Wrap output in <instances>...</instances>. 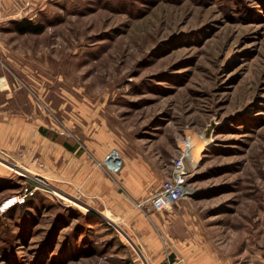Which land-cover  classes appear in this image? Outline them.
Listing matches in <instances>:
<instances>
[{"label":"rangeland","instance_id":"obj_1","mask_svg":"<svg viewBox=\"0 0 264 264\" xmlns=\"http://www.w3.org/2000/svg\"><path fill=\"white\" fill-rule=\"evenodd\" d=\"M115 150L151 196L185 156L167 228ZM165 263L264 264V0H0V264Z\"/></svg>","mask_w":264,"mask_h":264},{"label":"built area","instance_id":"obj_2","mask_svg":"<svg viewBox=\"0 0 264 264\" xmlns=\"http://www.w3.org/2000/svg\"><path fill=\"white\" fill-rule=\"evenodd\" d=\"M117 155V158L115 157ZM106 168L113 171H120L122 168V159L118 151H112L105 160ZM188 172L185 165V156L182 155L176 159L172 166V172L169 179L164 181L159 190L153 194L147 201L138 204L146 216L150 217L152 212H161L173 209L175 205L186 195V181ZM14 199V198H13ZM9 199L6 208L17 202V198Z\"/></svg>","mask_w":264,"mask_h":264},{"label":"crops","instance_id":"obj_3","mask_svg":"<svg viewBox=\"0 0 264 264\" xmlns=\"http://www.w3.org/2000/svg\"><path fill=\"white\" fill-rule=\"evenodd\" d=\"M8 87H9V82H7L5 80V86H4L3 90L6 93H8L10 91V90H8ZM10 97H11V95H10ZM7 115H9V114H7V113L4 114V116H7ZM28 126H29L28 123L24 124V127H28ZM4 127H8V125L6 123H4ZM67 142H68L69 146L74 147V150H67V151H69L70 154L76 155L78 152V148L73 146L71 143H69V141H67ZM121 159H122V168H121L120 172L122 173L121 177L123 180V184L126 186V188H128V190H130V192H132V194H134L133 196L135 198H137L140 201H145L151 195H149L148 192L144 191L145 180H144L142 173L140 174L141 166H140V164H137V163H141L140 160L137 162V160L134 161L130 157L128 159L125 157V161H124V158L122 155H121ZM125 162H126V166L124 167ZM161 185H160V187H161ZM159 188H158V190H159ZM187 194H188V192H187ZM171 210L172 209L166 210V211H161V212H155V211L152 212L150 218L151 217L152 218L154 217V218L152 219L151 222L158 228H161V229L167 228L168 227V213H170ZM155 213H157V214H155ZM141 218H142V220L140 221V226L143 228H146V230L147 229L151 230V227H149L148 223H146L147 221L143 217H141Z\"/></svg>","mask_w":264,"mask_h":264},{"label":"trees","instance_id":"obj_4","mask_svg":"<svg viewBox=\"0 0 264 264\" xmlns=\"http://www.w3.org/2000/svg\"><path fill=\"white\" fill-rule=\"evenodd\" d=\"M16 29L21 34H26V33L37 34L43 31V26L41 24H35L34 22L29 20H24L16 25ZM63 145L68 150H74V147L69 146L68 143H64Z\"/></svg>","mask_w":264,"mask_h":264},{"label":"bare ground","instance_id":"obj_5","mask_svg":"<svg viewBox=\"0 0 264 264\" xmlns=\"http://www.w3.org/2000/svg\"><path fill=\"white\" fill-rule=\"evenodd\" d=\"M192 143H190L188 146H184L187 147L188 150L191 151V156L193 158H199L202 156L203 151L206 149V147L208 146V142L207 140H205L204 138H193ZM115 157L117 158V155L115 154ZM187 191V189H186ZM188 192V191H187ZM186 192V194H187ZM11 207V206H10Z\"/></svg>","mask_w":264,"mask_h":264},{"label":"water","instance_id":"obj_6","mask_svg":"<svg viewBox=\"0 0 264 264\" xmlns=\"http://www.w3.org/2000/svg\"><path fill=\"white\" fill-rule=\"evenodd\" d=\"M211 130V129H210ZM210 130L207 132V134H206V136H207V138H209L210 137Z\"/></svg>","mask_w":264,"mask_h":264}]
</instances>
